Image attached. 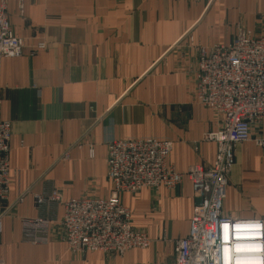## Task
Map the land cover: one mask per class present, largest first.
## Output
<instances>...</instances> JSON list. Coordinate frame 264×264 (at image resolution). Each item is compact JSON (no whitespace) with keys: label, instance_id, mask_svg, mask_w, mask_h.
Instances as JSON below:
<instances>
[{"label":"crops","instance_id":"obj_1","mask_svg":"<svg viewBox=\"0 0 264 264\" xmlns=\"http://www.w3.org/2000/svg\"><path fill=\"white\" fill-rule=\"evenodd\" d=\"M210 9L232 24L249 12L264 15V0H216L209 7L182 0H9L10 28L25 48L19 57H0V116L11 123L3 264H174L173 243L187 236L195 205L186 179L174 190L121 195L133 228L150 240L148 248L121 256L68 251L59 240L62 207L37 209L34 196L56 190L64 200L107 198L106 143L113 139L170 142L167 163L180 173L212 165L216 147L201 139L220 117L197 104L188 73L194 57L177 46L186 30L201 45L229 43V30L218 38L201 31ZM39 42L45 48L30 54ZM234 157L222 213L264 220V148L239 143ZM41 216L53 220L50 240L35 245L23 239L22 222Z\"/></svg>","mask_w":264,"mask_h":264},{"label":"built area","instance_id":"obj_2","mask_svg":"<svg viewBox=\"0 0 264 264\" xmlns=\"http://www.w3.org/2000/svg\"><path fill=\"white\" fill-rule=\"evenodd\" d=\"M8 2L0 0V57L16 58L22 55L25 42L11 31ZM18 9L22 15L21 3ZM44 48L45 43L39 42L30 54ZM195 97L203 108L220 117V128L204 137L216 147L210 167L192 165L180 173L167 163L170 142L113 139L106 143V178L112 187L107 198L64 200L56 190L34 196L37 209L47 204L62 207L59 240L68 251L121 256L129 250L148 248L149 238L133 228L121 195L160 187L174 190L186 179L195 205L187 236L173 243L174 264H264V220L236 219L222 213L235 144L252 141L264 148V34L237 28L229 43L200 48ZM255 128L261 133L258 138L252 135ZM10 137L11 123L0 116V237L6 215L1 206L9 189ZM52 221L43 216L24 220L23 239L46 245Z\"/></svg>","mask_w":264,"mask_h":264},{"label":"rangeland","instance_id":"obj_3","mask_svg":"<svg viewBox=\"0 0 264 264\" xmlns=\"http://www.w3.org/2000/svg\"><path fill=\"white\" fill-rule=\"evenodd\" d=\"M182 1L197 2L195 0H182ZM215 1L216 0H206V1H200V2H204L205 5L207 7H209V5L215 3ZM203 14L204 13L201 14V17L203 16ZM222 17H223L222 11L220 12L217 9H214V10L210 9L200 21L201 31L205 35L211 36V38H218V36H217L218 34H220L222 36L224 31H227V30L232 32L231 35L233 37L236 33L237 28H245V27H249L250 29H248V30L253 31L256 34H264V15H262V14L256 15L255 13L249 12L247 14H243L242 16H240L241 19L236 21L235 23H232V24L227 23V22L223 23L224 19H222ZM214 44H217V43H214ZM211 45H213V44L201 45V44L197 43V41L193 35L192 30H186L184 32V34L181 36V38L179 39V41L177 42L178 48L184 49V51H185L184 55L186 57H190L189 55L191 52H192V55L194 57L193 61L191 63L189 62V70H188V73L191 74V77L193 79L194 96H195V71H196V64H197V52L200 48H205V47H208ZM174 48L175 47H173V49ZM195 99H196V97H195ZM196 102H197V100H196ZM197 104L200 105L198 102H197ZM219 128L220 127L218 125V127L214 131H209L207 133H204L202 135L201 140L204 141V137H206L211 132L217 131ZM254 138H258V136L254 135ZM121 140H124V139H121ZM125 140H127V139H125ZM237 144H239V143H237ZM90 152H91V150H90ZM233 157H234V150H233ZM234 164H235V157H234L233 165ZM233 165H232V167H233Z\"/></svg>","mask_w":264,"mask_h":264}]
</instances>
